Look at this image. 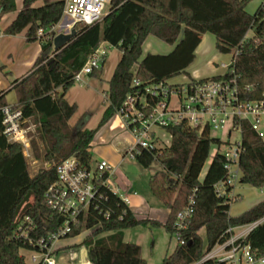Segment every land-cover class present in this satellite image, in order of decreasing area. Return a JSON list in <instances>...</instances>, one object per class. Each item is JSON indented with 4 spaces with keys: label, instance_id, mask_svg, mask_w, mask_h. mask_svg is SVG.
I'll return each instance as SVG.
<instances>
[{
    "label": "trees",
    "instance_id": "obj_1",
    "mask_svg": "<svg viewBox=\"0 0 264 264\" xmlns=\"http://www.w3.org/2000/svg\"><path fill=\"white\" fill-rule=\"evenodd\" d=\"M39 1L43 4L35 6ZM251 1L111 0L108 15L101 23L77 24L76 37L55 52L52 29L62 19L64 0H23L22 9L2 33L16 36L25 32L27 42H40L41 53L29 74L16 80L11 91L16 94L15 107L28 120L26 127L30 122L35 126V131L30 132L35 158L49 166L31 176L21 146L9 143L3 135L2 109L8 104L7 92H0V264H27L20 250H35L29 240L46 239L62 227L65 217L50 210L45 200L48 188L57 179L56 166L71 156L86 168L92 166L95 134L116 115L126 96L137 89L133 80L141 83L140 88L161 83L181 85L169 83L186 73L172 64L171 54L148 53L143 57V45L149 36L178 49L188 32L214 35L216 50L232 55V63L223 76L202 80L235 77L241 98L264 99V7L259 5L251 14L246 10ZM15 11V0H0V21ZM250 31L252 35L248 36ZM103 43L122 52L109 81V106L97 130L84 127L87 114L72 127L69 122L78 107L65 96L75 85V74ZM149 103L153 105L155 101L150 99ZM242 128L240 184L263 189L264 140L248 124ZM167 131L172 137L169 146L157 144L135 156L145 169L155 161L161 164L162 169L150 177L149 186L153 196L168 209L167 220L136 218L119 195L100 184L87 213L81 214L77 226L61 238L71 239L87 232L82 245L87 248L91 264H146L141 247L124 242L123 230L138 226L164 228L170 235L179 231L177 247L162 264H193L226 240L229 228L264 218V199L241 215L230 216L231 203L236 198L220 196L216 190V185L227 177V161L220 152L215 153L201 179L213 144L222 145L211 137L208 129L198 133L182 124L170 126ZM191 200L193 213L185 227L178 230V215ZM26 218L34 225L27 239L16 236ZM202 230L206 233L207 247L200 235ZM105 233L110 234L100 237ZM246 242L258 255H264V222L249 234Z\"/></svg>",
    "mask_w": 264,
    "mask_h": 264
},
{
    "label": "built area",
    "instance_id": "obj_2",
    "mask_svg": "<svg viewBox=\"0 0 264 264\" xmlns=\"http://www.w3.org/2000/svg\"><path fill=\"white\" fill-rule=\"evenodd\" d=\"M110 2L111 0H64L63 16L58 26L69 32L77 24H99L107 15L105 10ZM260 5L264 7V0H261ZM42 34L43 31L40 30L39 35ZM100 51L101 46L89 56L83 69L75 74V83H82L84 76L91 75L101 68L106 55ZM230 65L224 66L227 71ZM133 86L137 89L126 96L116 113L134 143L127 150L126 156L135 159L140 150H152L157 144L169 146L170 143L158 135L157 130L169 134L167 129L170 126L185 124L198 133L208 129L210 135L212 131H222L225 138L216 139L220 140L222 145L213 144L211 153L214 157L218 151L225 157L227 177L216 185V190L220 196L235 198L231 195L235 186L240 184L238 162L243 151L242 127L243 124H248L252 131L264 140V130L260 124L264 116V99L247 101L241 98L235 77L207 81L190 80L177 87L161 83L144 88H140L141 83L135 79ZM173 98L177 101V108L172 107ZM150 99L155 101L153 105L149 103ZM2 116L3 135L9 143L21 146L25 159L30 158L33 153L30 136L32 128L26 127L28 120L24 118L23 112L15 105H7L2 109ZM233 135L236 137L232 141ZM56 173L57 179L48 188L45 200L48 208L64 216L65 220L62 227L46 239L35 242L29 240L41 254L39 258L32 257L34 264H57L54 243L77 226L78 217L87 213L100 184L106 185L118 195L113 183L114 170L106 161L98 162L95 168H86L76 157L71 156L56 166ZM229 188H232L230 192ZM122 200L128 203L127 199ZM193 204L191 200L188 207L178 215V230L185 227L186 220L192 215ZM263 222L264 218L251 224L229 228V237L217 243L203 258L193 264H264V255H258L246 242L249 234ZM30 228H34V225L26 218L16 236L27 239ZM175 235L178 241L179 231ZM180 243L183 244L182 241Z\"/></svg>",
    "mask_w": 264,
    "mask_h": 264
},
{
    "label": "rangeland",
    "instance_id": "obj_3",
    "mask_svg": "<svg viewBox=\"0 0 264 264\" xmlns=\"http://www.w3.org/2000/svg\"><path fill=\"white\" fill-rule=\"evenodd\" d=\"M17 2L18 6L22 4L21 0H17ZM260 2L261 0L251 1L248 4L246 10L249 13H254L259 7L258 3L260 4ZM109 10L110 5H107L105 12L108 13ZM59 30L60 29L57 27L56 33ZM251 35L252 31L248 33V36ZM196 42L197 35L195 33H188L181 46L178 49H175L176 47L165 44L158 39L151 37L144 44L143 51L145 55L148 53L171 54L173 65L185 67L192 64L190 68H199L201 71H203V75H206L209 69L212 70L214 76L224 75L226 70L222 68V64L230 65L232 63V55H224L219 53L216 50L215 36L207 33L205 39L203 40V45L199 51V55L197 58H195L193 57V51L196 48ZM100 52H105L106 56L101 68L96 70V76H84L83 82L75 83V85L67 94L66 100H68L70 104H76L78 106V111L70 122L73 127L77 126L83 116L87 114L84 127L88 130H97L104 112L109 106V101L107 99L109 81L121 59L122 52L119 48L111 46L107 43L102 44ZM190 70L188 69L187 72H190ZM186 77H188L186 73L181 74L171 79V84H182L187 81ZM204 77L206 76H203V78H199L197 80H202ZM7 101L8 103L16 104L14 92L9 93ZM172 107L177 108V101L175 98L172 99ZM260 124L261 129L264 130V116L262 117ZM29 125L32 128V132H34L35 126L33 123L30 122ZM211 137L213 139L225 138L222 131H212ZM234 137H236V135L231 137L232 141ZM128 138L132 140L130 133H128ZM126 145L127 144H125V146ZM97 157L98 158L96 159L98 160H92L93 168L97 166V161H103L102 158L99 156ZM212 159L213 154L211 153L204 169L209 167ZM26 160L31 176L36 175L39 170L48 168L49 166L44 161L36 159L34 153H32V156ZM161 169L162 166L158 161H155L149 168L145 169L136 159L126 156L115 177V180L113 179V181H115V183L121 186L123 189L129 187V183H131L132 187H134V190L137 191L140 196L144 198L149 197L150 202H152L154 206L157 205L156 207L159 206L158 208L164 210L165 207L153 196L149 186L150 177ZM231 196L235 197L236 199H234L231 203L229 214L232 217H237L264 198V188L258 189L244 184H237ZM123 231L125 243H133L141 247V255L146 261V264H162L164 258L171 254L178 245L176 235L168 234L164 228L138 226L135 228L125 229ZM84 233L87 234V232ZM109 234L110 233H105L100 237H104ZM200 235L204 240V246L207 247L205 231L202 230ZM20 253L22 256H24L27 264H34L32 261L33 256H37L38 258L41 256L38 251L25 248H22ZM55 260L57 261V264H84L89 260L88 251L84 245H80L74 248L72 251L61 254L58 258H55Z\"/></svg>",
    "mask_w": 264,
    "mask_h": 264
},
{
    "label": "crops",
    "instance_id": "obj_4",
    "mask_svg": "<svg viewBox=\"0 0 264 264\" xmlns=\"http://www.w3.org/2000/svg\"><path fill=\"white\" fill-rule=\"evenodd\" d=\"M21 1L22 4L18 6V2L17 0H15L16 11L4 15L0 21V92H7L6 101H7V97L9 96V93L14 92L11 91L13 87V83L16 80L21 79L22 77H25L26 75L29 74L35 60L41 53L40 42L38 41L34 43L27 42L25 38V32L16 36H7L2 33V31L15 19L17 13L22 9L23 0ZM42 4H43L42 1H39L35 4V6H40ZM258 5L260 4L258 3ZM57 27L60 30L56 33ZM57 27H54V29L52 30V33L55 34V36L60 33L66 32L63 30V28H60L58 25ZM188 33H192V32H188ZM151 37L152 36H149L148 39ZM205 37L206 34L202 36H197L196 48L193 51V57L197 58V56L199 55V51L203 45V40L205 39ZM150 54H156V53H150ZM144 56L145 54L143 51V57ZM174 66L184 70L188 75V77H186L187 81L184 83H187L190 80H197L199 78H203V76H206L204 77V79L214 77L212 70L209 69L206 75H203V71H201L199 68H194V69L190 68L192 64L187 65L185 67H180L178 65H174ZM224 66H229V65L222 64V68L227 72V69ZM188 69L189 70L191 69L190 72H187ZM94 73H95L94 76H96V71ZM217 76H223V75H217ZM169 83H171V81H169ZM69 91L67 92V94L69 93ZM67 94L65 96V99L67 97ZM14 95L16 98L15 92ZM16 103H17V98H16ZM7 104L12 106L16 105V104L8 103V101ZM72 119L73 117L71 118V120ZM70 122L69 124L73 127V125ZM128 133L129 132L126 130L125 125L120 119V117L118 115H115L109 122H107L102 128H100L97 131L91 145L93 147V149L91 148L92 158L98 160L96 158H98L97 156H99L100 158H102L103 161H106L114 170V176H113L114 180L126 158L127 150L134 144L133 139L131 140L130 138H128ZM157 133L158 135L163 137L164 140H166L168 143H171V136L169 134H166L162 130H157ZM124 143L127 145L125 146ZM207 170L208 168L203 169L201 179L204 178ZM113 183L114 185H116V188L118 190V195L122 199L128 200L127 205L129 206V208L131 209V211L133 212L136 218L138 219L151 218L158 220L160 222H165L167 220L169 214L168 209L165 208L164 210H162L161 208H158L159 206L158 207H156L157 205L154 206V204L150 202L149 197L144 198L140 196V194L134 190V187H132L131 183H129L130 185L129 187L127 188L124 187L126 189H123L121 186L117 185L115 181H113ZM232 192H234V189L232 190ZM86 235H87L86 233H82L78 237L71 239H61L55 242L53 245V250L55 252L54 257L58 258L61 254L72 251L74 248L82 245V242ZM86 263H90V261L88 260Z\"/></svg>",
    "mask_w": 264,
    "mask_h": 264
},
{
    "label": "water",
    "instance_id": "obj_5",
    "mask_svg": "<svg viewBox=\"0 0 264 264\" xmlns=\"http://www.w3.org/2000/svg\"><path fill=\"white\" fill-rule=\"evenodd\" d=\"M76 35H77V32L75 30V27L71 28V30L69 32L60 33V34L56 35L53 39L54 51L55 52L60 51L68 43H70L76 37Z\"/></svg>",
    "mask_w": 264,
    "mask_h": 264
}]
</instances>
